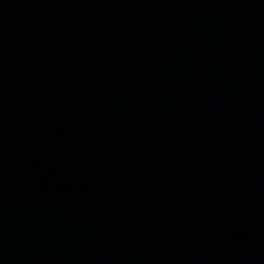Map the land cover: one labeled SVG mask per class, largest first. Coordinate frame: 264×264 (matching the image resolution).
I'll return each mask as SVG.
<instances>
[{
  "label": "water",
  "instance_id": "water-1",
  "mask_svg": "<svg viewBox=\"0 0 264 264\" xmlns=\"http://www.w3.org/2000/svg\"><path fill=\"white\" fill-rule=\"evenodd\" d=\"M0 264H264V0H0Z\"/></svg>",
  "mask_w": 264,
  "mask_h": 264
}]
</instances>
